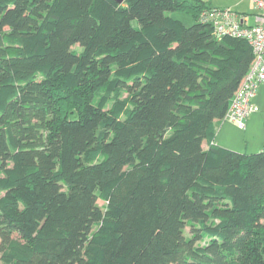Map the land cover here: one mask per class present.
<instances>
[{
    "label": "trees",
    "instance_id": "16d2710c",
    "mask_svg": "<svg viewBox=\"0 0 264 264\" xmlns=\"http://www.w3.org/2000/svg\"><path fill=\"white\" fill-rule=\"evenodd\" d=\"M209 8L0 0V264H264V149L216 142L253 47Z\"/></svg>",
    "mask_w": 264,
    "mask_h": 264
},
{
    "label": "built area",
    "instance_id": "2783aa9c",
    "mask_svg": "<svg viewBox=\"0 0 264 264\" xmlns=\"http://www.w3.org/2000/svg\"><path fill=\"white\" fill-rule=\"evenodd\" d=\"M259 10L258 22L246 23V16L230 8H209L203 16L211 21L218 35H233L247 39L253 47L254 61L250 71L235 92L226 117L233 120L242 129L246 128V119L259 110L253 102L258 87L264 84V0H251Z\"/></svg>",
    "mask_w": 264,
    "mask_h": 264
},
{
    "label": "crops",
    "instance_id": "0c3cea01",
    "mask_svg": "<svg viewBox=\"0 0 264 264\" xmlns=\"http://www.w3.org/2000/svg\"><path fill=\"white\" fill-rule=\"evenodd\" d=\"M210 2L211 6L218 9H224L225 6L232 8L233 11L240 13L244 16H246V23L249 25L256 24L258 22V15L259 10L256 8L255 4L251 0H207ZM246 3H251L252 9L254 10L252 13L248 12V8H244V5H247ZM254 102L259 107V111L252 113L247 119H246V128L242 129L238 126L236 122H234L231 119H228L225 117L224 119L218 121V134L216 138V142L220 145L222 142H220L219 138L221 134L225 131V133L228 134L231 138H234L235 134L237 135L236 131L238 129L240 130H249V133L245 135L246 137V143L248 144L249 139L253 140L254 145H259V151L264 149V84H261L258 88V92L256 97L254 98ZM263 109V111H262ZM231 121L232 125L234 126L235 130L232 127H229V124L227 121ZM238 128V129H237ZM253 137V138H252ZM206 144V143H205ZM226 146V145H223ZM229 147V146H226ZM257 149V148H254ZM255 151V150H251ZM257 152V151H256Z\"/></svg>",
    "mask_w": 264,
    "mask_h": 264
},
{
    "label": "rangeland",
    "instance_id": "374dc122",
    "mask_svg": "<svg viewBox=\"0 0 264 264\" xmlns=\"http://www.w3.org/2000/svg\"><path fill=\"white\" fill-rule=\"evenodd\" d=\"M226 1H229V0H226ZM246 4L247 5H244V8H248V9H244V10H247L248 12L252 13L254 10L252 9L251 3H246ZM226 8H230V7L225 6L224 9H226ZM230 9H232V8H230ZM174 16L182 19L187 25H191L194 22L190 15L183 13V12H181V13L176 12V13H174ZM262 111H263V109H262ZM263 113H264V111H263ZM227 123L229 124V127H232L235 130L231 121L228 120ZM249 130L250 129H248L247 131L238 129L236 131L237 135L235 134L234 138H231L230 136H228V134L225 133V131H224L221 134L219 140H220V142H222L221 144L229 146V148H231L237 152H241V153L242 152L252 153V152H256V151L258 152L260 150L259 149L260 147H259V145L255 146L252 139H249L248 144L246 143L245 135L249 133ZM254 148H257V149H254ZM251 150H255V151H251ZM102 203H103V201L99 200V204L101 205Z\"/></svg>",
    "mask_w": 264,
    "mask_h": 264
},
{
    "label": "water",
    "instance_id": "95a60500",
    "mask_svg": "<svg viewBox=\"0 0 264 264\" xmlns=\"http://www.w3.org/2000/svg\"><path fill=\"white\" fill-rule=\"evenodd\" d=\"M118 3H123L125 0H115Z\"/></svg>",
    "mask_w": 264,
    "mask_h": 264
}]
</instances>
